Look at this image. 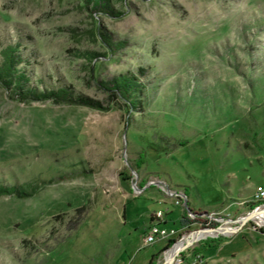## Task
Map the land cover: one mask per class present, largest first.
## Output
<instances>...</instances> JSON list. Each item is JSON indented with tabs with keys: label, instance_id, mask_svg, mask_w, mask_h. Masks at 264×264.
<instances>
[{
	"label": "rangeland",
	"instance_id": "rangeland-1",
	"mask_svg": "<svg viewBox=\"0 0 264 264\" xmlns=\"http://www.w3.org/2000/svg\"><path fill=\"white\" fill-rule=\"evenodd\" d=\"M85 1L0 0V61L17 45L28 86L71 98L0 85V183L31 193L0 196V264H163L168 245L143 246L158 210L236 228L188 262L264 264V0ZM124 74L135 105L105 86Z\"/></svg>",
	"mask_w": 264,
	"mask_h": 264
},
{
	"label": "trees",
	"instance_id": "trees-1",
	"mask_svg": "<svg viewBox=\"0 0 264 264\" xmlns=\"http://www.w3.org/2000/svg\"><path fill=\"white\" fill-rule=\"evenodd\" d=\"M88 4H91L92 9L95 12L108 11L109 13H118L113 10L110 6L109 0H86ZM102 38L108 43V46L113 43L105 36L102 32H99ZM18 46H7L3 49L2 59L0 61V85L10 90L14 94H18L22 99L25 100H45L47 98L54 99L55 101H71L69 94L64 89L57 91H37L34 87L28 86L29 76L21 70L19 64L21 63L20 55L17 53ZM91 56L94 57L96 54L90 52ZM105 86L108 90H114L123 98L129 101L130 104L135 105L138 103V96L145 85L139 81L138 77L134 74L119 75L111 79L109 82H105ZM82 104H90L93 107L100 106L99 102L93 101L92 99H79ZM34 191V190H32ZM18 195L23 198L31 194L25 187H18L17 185H5L0 183V196L5 195ZM258 202L264 203V200L259 199ZM188 210V209H187ZM192 213V212H191ZM194 218L190 217L188 211H184L179 221L182 227L189 226L195 222H199L200 213H192ZM154 216L150 217L151 221ZM215 223V222H213ZM174 239H170L167 244L169 247ZM164 250V248L162 249ZM157 255H153L147 264H154Z\"/></svg>",
	"mask_w": 264,
	"mask_h": 264
},
{
	"label": "built area",
	"instance_id": "built-area-1",
	"mask_svg": "<svg viewBox=\"0 0 264 264\" xmlns=\"http://www.w3.org/2000/svg\"><path fill=\"white\" fill-rule=\"evenodd\" d=\"M167 192L170 195H173L174 192L167 190ZM255 197L257 200L261 199L264 200V186L258 185L256 192H255ZM177 204L180 203V199L176 201ZM188 214L190 217L194 218V215L188 210ZM154 218L152 220V223L149 225L147 232L145 233L144 237H143V246H148L150 244H153L156 241H160L164 243V246H166L169 243L170 239H174L175 242H173L169 247L164 248V253L166 254L167 251H169L170 249L176 247L180 242H185L183 244V247H181L178 252L175 255V260L173 262H175V264H197L196 262H188L187 258L185 257V252H183V248L186 247L187 243H191V244H195V242L199 241L201 238H203L204 236H198L197 238L193 239L194 234L197 233H203L202 231H198L196 233L191 234V228L192 226H198L197 229L199 228H208V227H212V226H217L216 224L217 221L212 220V217H207L205 218V220H201L199 222H195L193 224H190L189 226H185L182 227V231L178 230V229H174V227H170L168 228L166 226L167 222L164 219V212L158 210L154 215ZM215 222V223H213ZM221 224H219L218 226H220ZM217 226V227H218ZM223 226V225H221ZM225 228H229V230H231L232 232L235 231L236 228H231V226H223ZM215 231V233H226L227 231H220L219 230H213ZM205 232V231H204ZM190 240V242H189Z\"/></svg>",
	"mask_w": 264,
	"mask_h": 264
},
{
	"label": "water",
	"instance_id": "water-1",
	"mask_svg": "<svg viewBox=\"0 0 264 264\" xmlns=\"http://www.w3.org/2000/svg\"><path fill=\"white\" fill-rule=\"evenodd\" d=\"M255 212H256V209L253 208L250 212H248V213L245 214L242 218H240V219H239V222H241V224H242L243 222H245V221L251 219ZM216 229H217V230H219V229H225V227H223V226L220 225V226H218V227H217V226H212V227H208V228L194 229V230L191 231V234L196 233V232H198V231H202V230H203V232H204V231L216 230ZM175 255H176V254H175ZM175 255H172L171 259L168 261L167 264H172V263H173V261L175 260Z\"/></svg>",
	"mask_w": 264,
	"mask_h": 264
},
{
	"label": "bare ground",
	"instance_id": "bare-ground-1",
	"mask_svg": "<svg viewBox=\"0 0 264 264\" xmlns=\"http://www.w3.org/2000/svg\"><path fill=\"white\" fill-rule=\"evenodd\" d=\"M257 212H259L260 214H264V210L263 209H257ZM222 230H227V229H220V231H222ZM208 233H215V231H213V230H209V231H205V232H203V233H198L197 235H195L194 237H193V239H195V238H197L198 236H205L206 234H208ZM189 242H190V240H189ZM181 243V244H180ZM178 245H177V247H175V250L177 249V251H175V253H174V255L178 252V250L181 248V247H183V244L185 243V242H180ZM180 247V248H179ZM173 250L174 249H172V250H170V251H167V253H166V255H165V261H164V263L163 264H167L168 263V261L171 259V257H172V253H173Z\"/></svg>",
	"mask_w": 264,
	"mask_h": 264
},
{
	"label": "crops",
	"instance_id": "crops-1",
	"mask_svg": "<svg viewBox=\"0 0 264 264\" xmlns=\"http://www.w3.org/2000/svg\"><path fill=\"white\" fill-rule=\"evenodd\" d=\"M166 222H167V219H166Z\"/></svg>",
	"mask_w": 264,
	"mask_h": 264
}]
</instances>
